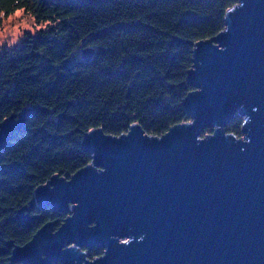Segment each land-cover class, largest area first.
<instances>
[{
  "label": "water",
  "instance_id": "obj_1",
  "mask_svg": "<svg viewBox=\"0 0 264 264\" xmlns=\"http://www.w3.org/2000/svg\"><path fill=\"white\" fill-rule=\"evenodd\" d=\"M225 20L194 47L183 102L192 120L162 137L138 124L87 133L92 162L36 191L38 206L66 219L17 247L13 263L264 264V0H239ZM31 110L0 122V153ZM237 115L242 138L225 129ZM98 245L104 254L90 259Z\"/></svg>",
  "mask_w": 264,
  "mask_h": 264
},
{
  "label": "trees",
  "instance_id": "obj_2",
  "mask_svg": "<svg viewBox=\"0 0 264 264\" xmlns=\"http://www.w3.org/2000/svg\"><path fill=\"white\" fill-rule=\"evenodd\" d=\"M239 0H0V22L23 10L40 26L0 54V122L31 114L0 153V264L47 223L67 215L36 204L52 177L70 179L93 158L87 133L121 136L138 124L162 137L192 120L183 104L195 44L215 38ZM81 50L87 57L72 63ZM245 119L226 131L243 137ZM206 128L202 137L214 132ZM35 217L19 218V212ZM98 245L90 259L104 254ZM56 264H65L58 262Z\"/></svg>",
  "mask_w": 264,
  "mask_h": 264
},
{
  "label": "rangeland",
  "instance_id": "obj_3",
  "mask_svg": "<svg viewBox=\"0 0 264 264\" xmlns=\"http://www.w3.org/2000/svg\"><path fill=\"white\" fill-rule=\"evenodd\" d=\"M40 26L34 24L33 20L23 10H17L9 16L2 17L0 22V54L5 48H16L21 44L28 34L38 36ZM83 58V53L79 50L72 59L77 62Z\"/></svg>",
  "mask_w": 264,
  "mask_h": 264
},
{
  "label": "flooded vegetation",
  "instance_id": "obj_4",
  "mask_svg": "<svg viewBox=\"0 0 264 264\" xmlns=\"http://www.w3.org/2000/svg\"><path fill=\"white\" fill-rule=\"evenodd\" d=\"M55 228H56V226H55ZM90 249H92V248L85 249V251L88 253V251H89ZM88 254H89V253H88ZM56 263H58V262H56ZM56 263H54V264H56Z\"/></svg>",
  "mask_w": 264,
  "mask_h": 264
}]
</instances>
